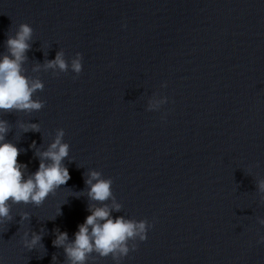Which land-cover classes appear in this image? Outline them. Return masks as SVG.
Returning <instances> with one entry per match:
<instances>
[{
	"label": "clouds",
	"instance_id": "obj_1",
	"mask_svg": "<svg viewBox=\"0 0 264 264\" xmlns=\"http://www.w3.org/2000/svg\"><path fill=\"white\" fill-rule=\"evenodd\" d=\"M33 28L28 23H21L14 36L6 40V52L0 56V112H26L40 111L45 101L36 98L38 91H43L44 83L41 79L29 77L24 68L28 61L27 53L31 49ZM83 56L76 53L69 62L63 50L56 52L55 58L45 60L41 65L37 63L32 71L51 70L54 75L67 73L69 70L77 76L81 73ZM166 86V85H165ZM167 103V97L152 100L147 105L148 111H158L162 104ZM19 127L24 133L39 132L38 123H20ZM11 131L7 120L0 119V223L11 222L13 205L33 204L41 206L49 195H54L61 186L71 179L64 161L69 156L70 145L63 141L65 131L56 130L55 138L46 150L41 151L36 142L30 145L35 149L39 158V167L35 172H28V166L20 163L18 157L22 152L16 144L6 139ZM27 173V174H26ZM113 180L104 178L97 170H90L85 179L89 201V215L85 221L78 225L74 239L70 240L66 231L55 229L53 246L63 248L65 264H88L89 259L111 256L116 264L126 257L130 251H135V241H145L147 231L151 227L145 220L129 219L123 215L112 216L113 212H120L122 204L116 202L112 192ZM256 189L260 199L264 202V179H259ZM111 201V204L107 203ZM61 212L59 211L60 215ZM57 215V216H58ZM21 220L30 221L27 212L21 214ZM259 224L264 225V219L257 218ZM43 228L40 232H24L22 243L29 251L42 244ZM30 237V238H29ZM131 243V247L129 246ZM264 243V236L260 237ZM95 254V256L93 255ZM52 259H56L53 257Z\"/></svg>",
	"mask_w": 264,
	"mask_h": 264
}]
</instances>
